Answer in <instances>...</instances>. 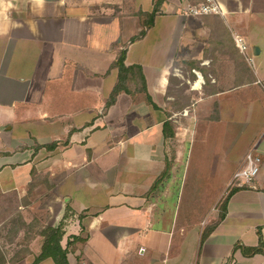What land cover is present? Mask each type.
<instances>
[{"label": "crops", "instance_id": "obj_1", "mask_svg": "<svg viewBox=\"0 0 264 264\" xmlns=\"http://www.w3.org/2000/svg\"><path fill=\"white\" fill-rule=\"evenodd\" d=\"M156 1L0 0V190L51 183L68 264H264V246L248 251L264 241V0L203 15L186 13L203 0H161L151 17ZM121 50L143 85L106 105ZM211 134L230 176L250 147L261 158L213 209L185 192L211 181Z\"/></svg>", "mask_w": 264, "mask_h": 264}, {"label": "rangeland", "instance_id": "obj_2", "mask_svg": "<svg viewBox=\"0 0 264 264\" xmlns=\"http://www.w3.org/2000/svg\"><path fill=\"white\" fill-rule=\"evenodd\" d=\"M183 89V86L177 88V97L181 98L184 95ZM198 102L196 97L192 96L191 100H177L174 103V108L178 109L181 105L188 103L189 108L194 111ZM200 103L201 107L207 108L208 111L219 110V101L208 100ZM197 112L198 114L201 113L200 109H197ZM198 118H192V125L197 123ZM200 119L205 118L200 117ZM208 122V131L214 130L219 136V114L216 122ZM212 135L207 140V156L206 158L203 157L204 163L207 162V164L202 165L201 168V170L204 168L203 175L206 174L204 176L211 181L205 183L197 177L195 182L193 181V184H191V180H189L190 183L185 186V192L189 189H192L194 194L196 191L200 192L198 196L208 202L207 206L214 200L210 205L213 209L217 203L221 204L222 198L219 199L220 195L229 190L230 186L227 183L230 175L228 166L224 165L219 158V140L215 141ZM32 184L29 191L21 197L15 196L12 192L0 190V247L5 260L2 264H29L34 253L33 250H38L40 244V239L36 237L35 232L38 228H41L40 226L54 224L57 221L55 220L56 214L53 213L56 211L57 206L54 198L50 197L53 193L51 183L46 180L42 182L45 189H40V181H35ZM224 187L225 189L221 193L220 188L223 189ZM67 197H64L63 200ZM166 209L161 219L163 223L167 222L169 215H171L168 213L169 206ZM59 221L61 222V220ZM31 254L32 256H30Z\"/></svg>", "mask_w": 264, "mask_h": 264}, {"label": "trees", "instance_id": "obj_3", "mask_svg": "<svg viewBox=\"0 0 264 264\" xmlns=\"http://www.w3.org/2000/svg\"><path fill=\"white\" fill-rule=\"evenodd\" d=\"M161 0H157L154 4L153 11L149 13L151 17L154 15V11L157 9L158 4ZM148 22H145V25ZM124 50L119 51L117 58L114 61V65L118 69V77L115 85L113 86L111 95L109 99L106 101V105H109L113 102L115 95L120 90H127L128 84L133 81L137 80L142 83L143 85V75L139 66H126L123 62L124 60ZM235 186H230L231 189L228 190L227 195L225 198L222 199L221 205L224 207L226 203L227 197L233 192ZM62 221L54 223V224H44L38 228L35 232L36 237L40 239L38 250H33V259L29 264H37L39 261L50 257L54 264H68L66 258V249L62 248L60 245V240L63 235V230L61 228ZM264 246V241L262 240L261 235H259L258 246L248 248L249 253H255L263 251L261 247ZM0 247V264H2L4 260V255L2 254ZM264 253V252H263Z\"/></svg>", "mask_w": 264, "mask_h": 264}, {"label": "built area", "instance_id": "obj_4", "mask_svg": "<svg viewBox=\"0 0 264 264\" xmlns=\"http://www.w3.org/2000/svg\"><path fill=\"white\" fill-rule=\"evenodd\" d=\"M221 11L217 0H203L195 5L188 6L186 13L191 15H203L218 13ZM234 42L242 53H245V43L239 36H234ZM261 158L256 153L255 146L250 147L243 156L241 164L232 172L228 186L241 187L249 185L256 177Z\"/></svg>", "mask_w": 264, "mask_h": 264}, {"label": "water", "instance_id": "obj_5", "mask_svg": "<svg viewBox=\"0 0 264 264\" xmlns=\"http://www.w3.org/2000/svg\"><path fill=\"white\" fill-rule=\"evenodd\" d=\"M255 51L257 52V48H254V52H255Z\"/></svg>", "mask_w": 264, "mask_h": 264}]
</instances>
